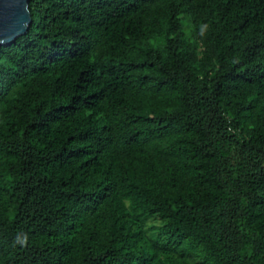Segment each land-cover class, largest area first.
Masks as SVG:
<instances>
[{
    "label": "trees",
    "instance_id": "trees-1",
    "mask_svg": "<svg viewBox=\"0 0 264 264\" xmlns=\"http://www.w3.org/2000/svg\"><path fill=\"white\" fill-rule=\"evenodd\" d=\"M0 46V264H264V0H30Z\"/></svg>",
    "mask_w": 264,
    "mask_h": 264
},
{
    "label": "water",
    "instance_id": "water-1",
    "mask_svg": "<svg viewBox=\"0 0 264 264\" xmlns=\"http://www.w3.org/2000/svg\"><path fill=\"white\" fill-rule=\"evenodd\" d=\"M30 0H0V46L25 35L32 22Z\"/></svg>",
    "mask_w": 264,
    "mask_h": 264
}]
</instances>
